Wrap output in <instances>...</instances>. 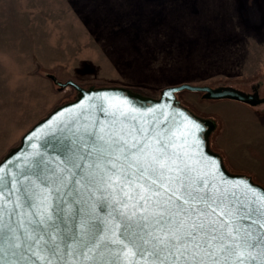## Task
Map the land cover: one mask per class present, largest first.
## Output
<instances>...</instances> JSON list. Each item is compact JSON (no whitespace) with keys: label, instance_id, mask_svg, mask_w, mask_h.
Masks as SVG:
<instances>
[{"label":"snow or ice","instance_id":"1","mask_svg":"<svg viewBox=\"0 0 264 264\" xmlns=\"http://www.w3.org/2000/svg\"><path fill=\"white\" fill-rule=\"evenodd\" d=\"M101 99L41 145L59 161L0 175V264H264V193L218 181L186 118Z\"/></svg>","mask_w":264,"mask_h":264},{"label":"rangeland","instance_id":"2","mask_svg":"<svg viewBox=\"0 0 264 264\" xmlns=\"http://www.w3.org/2000/svg\"><path fill=\"white\" fill-rule=\"evenodd\" d=\"M67 80L153 99L183 82L256 94L175 98L207 121L225 168L264 187V0H0V160L78 97Z\"/></svg>","mask_w":264,"mask_h":264},{"label":"water","instance_id":"3","mask_svg":"<svg viewBox=\"0 0 264 264\" xmlns=\"http://www.w3.org/2000/svg\"><path fill=\"white\" fill-rule=\"evenodd\" d=\"M56 82L60 88L66 85L73 86L79 92V95L76 99L56 107L43 119L36 122L23 134L20 144L0 160V169H2L0 175L12 173L11 179L13 185L16 180L17 167H23L36 152L42 151L49 158L54 156L57 161L60 160L59 153L62 151L61 148L55 146L41 147L46 140L51 139V133L57 129L58 125L61 123L67 124L76 118L82 110L88 108H91L90 114L94 117L98 115L97 109L99 106L103 105L107 107V104L101 97H115L127 101L129 107L135 109L141 118L150 113L160 115L163 112L177 122L185 118L191 121L196 128L190 139L197 144L198 151L203 156L205 162H210L218 181H223L227 185H239L241 190H244L246 186L250 185L255 189L257 195L264 193V187L253 182L248 176L231 173L225 168L220 155L208 147L205 135L209 127L207 121L181 106L175 98L176 92L187 89L201 92L205 98H228L251 104L262 102L263 100L258 98L256 94L244 93L231 86L212 87L209 85H196L183 82L164 87L161 90L160 96L153 99L139 96L119 86L84 88L72 80ZM193 151H196V149H193ZM0 187L4 188V195L7 196V187L4 185H0ZM8 207L11 208V204ZM69 227L76 230L75 221L70 222Z\"/></svg>","mask_w":264,"mask_h":264}]
</instances>
